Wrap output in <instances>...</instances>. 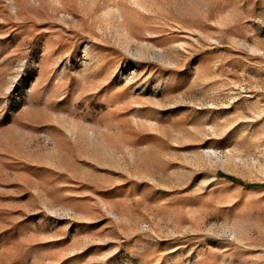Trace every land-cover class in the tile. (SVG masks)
Returning <instances> with one entry per match:
<instances>
[{"label":"rangeland","instance_id":"1","mask_svg":"<svg viewBox=\"0 0 264 264\" xmlns=\"http://www.w3.org/2000/svg\"><path fill=\"white\" fill-rule=\"evenodd\" d=\"M0 264H264V0H0Z\"/></svg>","mask_w":264,"mask_h":264},{"label":"bare ground","instance_id":"2","mask_svg":"<svg viewBox=\"0 0 264 264\" xmlns=\"http://www.w3.org/2000/svg\"><path fill=\"white\" fill-rule=\"evenodd\" d=\"M135 3V2H134ZM143 9V8H142ZM157 58V57H156ZM93 134V133H92ZM86 135H89V136H91L88 132L86 133Z\"/></svg>","mask_w":264,"mask_h":264}]
</instances>
